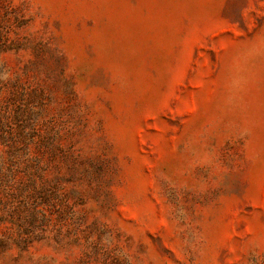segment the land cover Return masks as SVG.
<instances>
[{
  "label": "rangeland",
  "instance_id": "374dc122",
  "mask_svg": "<svg viewBox=\"0 0 264 264\" xmlns=\"http://www.w3.org/2000/svg\"><path fill=\"white\" fill-rule=\"evenodd\" d=\"M0 264H264V0H0Z\"/></svg>",
  "mask_w": 264,
  "mask_h": 264
}]
</instances>
